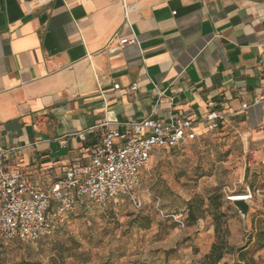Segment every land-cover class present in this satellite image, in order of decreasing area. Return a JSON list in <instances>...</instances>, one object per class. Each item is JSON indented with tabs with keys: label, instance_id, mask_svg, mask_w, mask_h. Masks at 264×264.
<instances>
[{
	"label": "crops",
	"instance_id": "obj_1",
	"mask_svg": "<svg viewBox=\"0 0 264 264\" xmlns=\"http://www.w3.org/2000/svg\"><path fill=\"white\" fill-rule=\"evenodd\" d=\"M263 75L264 0H0V147L33 189L87 163L104 120H200L214 102L255 130Z\"/></svg>",
	"mask_w": 264,
	"mask_h": 264
},
{
	"label": "rangeland",
	"instance_id": "obj_2",
	"mask_svg": "<svg viewBox=\"0 0 264 264\" xmlns=\"http://www.w3.org/2000/svg\"><path fill=\"white\" fill-rule=\"evenodd\" d=\"M140 178L139 205L129 198L109 206L85 201L35 243L0 238V264H200L215 240L210 194L220 198L228 243L243 244L251 218L264 223V119L252 131L224 124L179 149L158 150ZM196 195L205 212L180 229L170 215L184 213ZM234 195L248 197L245 219L229 199ZM253 259L264 264V249ZM232 261L225 255L218 264Z\"/></svg>",
	"mask_w": 264,
	"mask_h": 264
},
{
	"label": "built area",
	"instance_id": "obj_3",
	"mask_svg": "<svg viewBox=\"0 0 264 264\" xmlns=\"http://www.w3.org/2000/svg\"><path fill=\"white\" fill-rule=\"evenodd\" d=\"M130 42L123 38L119 45ZM113 88L119 90L120 86L115 84ZM126 90L132 92L136 87L132 85ZM261 90H264V75ZM161 95L162 92H158V96ZM251 104L264 106V93H256ZM218 106L209 102L206 115L200 120L173 117L165 122L143 118L115 127L104 120L101 124L104 132L100 142L89 149L87 163L70 167L63 178L43 190L30 188L20 171L6 166L17 148L0 147V238L35 243L49 235L85 200L106 206L118 199L129 198L139 205L143 190L141 171L152 155L213 131L225 117ZM249 107L242 103L241 110L245 112ZM198 128L202 129L199 133ZM78 137L85 139L83 133ZM159 202L155 198L157 206ZM170 216L183 229L186 211Z\"/></svg>",
	"mask_w": 264,
	"mask_h": 264
},
{
	"label": "trees",
	"instance_id": "obj_4",
	"mask_svg": "<svg viewBox=\"0 0 264 264\" xmlns=\"http://www.w3.org/2000/svg\"><path fill=\"white\" fill-rule=\"evenodd\" d=\"M222 125H224L222 122L218 123L215 129H218ZM186 143H183L176 148L167 149V150L169 151V150L179 149ZM162 150H166V149H162ZM244 179L245 180L247 179L246 175L244 176ZM207 200L209 203V207L213 209L212 217L214 221L215 240L211 244L209 251L204 255L200 264H218L224 258L225 255H232L233 261L231 263H223V264H256L255 260L253 259V254L264 249V223L261 220L257 219L256 217H252L251 232L248 235L246 241L239 246H231L226 239L228 235L226 222L221 221V219L224 218V213L219 211L221 208L220 198L215 194H210ZM85 201H83L77 206L83 205ZM204 206H205L204 200L197 195L192 197L190 200H188L186 202V210H185L186 221L188 223H195L198 219L202 218L205 212ZM57 228H58V224L49 235H46L41 239L46 238L51 234H53L57 230Z\"/></svg>",
	"mask_w": 264,
	"mask_h": 264
},
{
	"label": "water",
	"instance_id": "obj_5",
	"mask_svg": "<svg viewBox=\"0 0 264 264\" xmlns=\"http://www.w3.org/2000/svg\"><path fill=\"white\" fill-rule=\"evenodd\" d=\"M234 207L237 209L243 219L247 217L249 205L245 200H232Z\"/></svg>",
	"mask_w": 264,
	"mask_h": 264
},
{
	"label": "bare ground",
	"instance_id": "obj_6",
	"mask_svg": "<svg viewBox=\"0 0 264 264\" xmlns=\"http://www.w3.org/2000/svg\"><path fill=\"white\" fill-rule=\"evenodd\" d=\"M230 200H247L248 199V197L247 196H245V195H234V196H231L230 198H229Z\"/></svg>",
	"mask_w": 264,
	"mask_h": 264
}]
</instances>
